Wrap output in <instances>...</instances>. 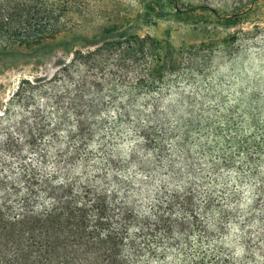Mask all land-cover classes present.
I'll return each mask as SVG.
<instances>
[{
    "label": "trees",
    "instance_id": "obj_1",
    "mask_svg": "<svg viewBox=\"0 0 264 264\" xmlns=\"http://www.w3.org/2000/svg\"><path fill=\"white\" fill-rule=\"evenodd\" d=\"M61 12L0 0V47L54 38ZM156 44L78 50L0 100V264H264V115L197 137L142 65Z\"/></svg>",
    "mask_w": 264,
    "mask_h": 264
},
{
    "label": "rangeland",
    "instance_id": "obj_2",
    "mask_svg": "<svg viewBox=\"0 0 264 264\" xmlns=\"http://www.w3.org/2000/svg\"><path fill=\"white\" fill-rule=\"evenodd\" d=\"M48 2L62 11L54 38L32 48L0 47V100L22 80L51 79L78 50L150 37L157 44L142 65L154 68L170 98L193 102L181 112L196 118L194 135L241 132L263 117L264 0ZM107 57L114 63L120 55Z\"/></svg>",
    "mask_w": 264,
    "mask_h": 264
}]
</instances>
